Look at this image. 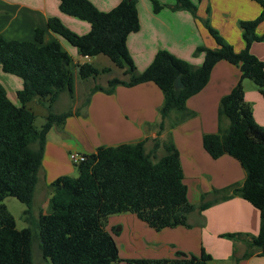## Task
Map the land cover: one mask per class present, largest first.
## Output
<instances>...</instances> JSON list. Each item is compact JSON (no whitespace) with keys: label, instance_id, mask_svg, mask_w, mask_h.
I'll return each mask as SVG.
<instances>
[{"label":"trees","instance_id":"obj_1","mask_svg":"<svg viewBox=\"0 0 264 264\" xmlns=\"http://www.w3.org/2000/svg\"><path fill=\"white\" fill-rule=\"evenodd\" d=\"M153 12L164 4L149 0ZM173 9L194 13L190 0H174ZM260 15L251 21H240L244 47L235 51L231 44L204 20V26L216 43L215 48L199 46L203 51L200 65L194 66L165 49H159L142 71H137L128 52L126 39L139 29L135 0H119L108 11H101L90 0H58L59 9L70 16L89 23L84 34H77L57 17H50L47 28L64 38L82 57L104 55L126 78L114 76L105 93L116 85L133 86L153 82L162 92L163 100L156 123L157 136L145 151V139L134 143L99 146L86 159L76 163L77 176L61 175L48 184L46 212H39V248L50 264H116L118 249L112 234L105 229L107 216L132 213L154 230L165 227H189L188 215L231 196H239L259 212L256 235L243 242L246 258L252 254L264 256V127L258 125L250 105L244 100L242 79H250L264 97V61L250 52L257 35L256 26L264 19V2ZM208 12V9L206 10ZM43 30L35 28L33 40H7L0 35V67L5 73L21 79L16 91L19 105L7 96L0 83V264H32L31 229H17L14 219L2 202L14 196L25 205V219L31 215L33 192L38 179L46 133L53 125L62 124L69 112H54L53 103L62 91L74 97V78L71 59L55 41L42 43ZM220 60L237 64L240 76L232 89L218 103V120L228 125L215 133L202 135V146L211 158L227 154L243 168L245 176L240 184L201 195L193 204L187 199V188L178 151L167 128L193 116L185 106L186 99L200 91L207 83L213 65ZM81 78L109 72L88 63H75ZM180 76L182 88L173 82ZM89 99V98H88ZM36 100L46 104L45 121L34 125L35 113L28 103ZM173 115V117H171ZM163 154L156 155L158 150ZM224 193V194H223ZM210 196L209 198H207ZM235 238L231 234H227ZM211 256L203 249L198 256L177 251L173 258L137 259V264H210Z\"/></svg>","mask_w":264,"mask_h":264},{"label":"crops","instance_id":"obj_2","mask_svg":"<svg viewBox=\"0 0 264 264\" xmlns=\"http://www.w3.org/2000/svg\"><path fill=\"white\" fill-rule=\"evenodd\" d=\"M90 1L97 9L107 11L108 7H103L101 0ZM118 1L106 0L109 3L107 6L113 7ZM135 1L139 29L127 36L126 45L137 71L144 70L159 49H165L198 66L203 55L201 52L193 55L194 49L200 45L216 47L215 41L197 26L193 14L187 10L173 9L171 0L165 1L158 12H153L150 4L140 8L138 0ZM50 17H57L77 33L84 34L90 28L88 22L63 13L59 9L58 0H0V35L7 40H33L35 28H41L43 44L55 41L69 55L71 63L84 62L75 61L73 56L75 51L78 54L77 49L66 46L59 38L60 35L47 28ZM73 24L80 25V31ZM219 30L234 49H242L240 32L227 37L225 26ZM263 31L264 25L261 28L256 26L257 35H261ZM250 52L264 61V41L251 44ZM1 71L0 67V83L8 98L15 105H19V102H14L11 98L12 94L16 97V91L21 88V79L3 75ZM239 76L237 64L225 60L217 61L203 88L185 101V106L194 113L193 116L167 128L159 135L164 137L170 131L179 154L187 199L193 204H198L204 193L209 195L213 190H223L240 184L244 179L245 172L234 157L224 154L211 158L202 146L203 134L215 133L220 127L225 128L228 125L227 119L218 120V103L236 84ZM107 81L108 79L104 85L99 86L105 88ZM75 95L74 86V97ZM162 100V92L151 81L133 86L119 84L110 93L100 90L91 92L85 108L86 118H75L78 129L66 120L62 126L53 125L47 131L37 179L41 190L49 196L48 184L58 176L71 174L68 166L71 152L89 154L99 146L134 143L143 139L146 140L145 151H149L151 139L157 136L155 125L159 120ZM244 100L250 105L254 121L264 127V99L256 89L248 88L244 91ZM90 111L92 133L84 126ZM94 133L96 136L92 135ZM187 221L189 227L154 230L132 213L107 216L105 229L112 234L118 249L116 264H137L136 260L142 258H173L177 251L198 256L202 249L211 256V264H264V256L252 254L242 257L246 248L243 241L258 232L259 212L241 197L231 196L202 211L193 210ZM119 241L122 242L121 247Z\"/></svg>","mask_w":264,"mask_h":264},{"label":"rangeland","instance_id":"obj_3","mask_svg":"<svg viewBox=\"0 0 264 264\" xmlns=\"http://www.w3.org/2000/svg\"><path fill=\"white\" fill-rule=\"evenodd\" d=\"M108 2L111 0H107ZM114 1V0H112ZM160 3H164L165 1L169 0H158ZM172 4H175L174 0H171ZM194 6H195V11L193 14V19L196 22L197 26L200 28V30H203L204 34H207L212 39L210 34L208 33L206 27L204 26V20L207 18L209 21V24L211 27L217 30V32L221 34V27L225 26V35L227 37L230 34H238L240 32V39L241 42L243 43L244 47V40L242 37V29L240 27L239 22L240 21H251L256 19L261 12V5L255 0H190ZM106 2V0H101V5L103 7H108L107 11L111 9L112 6H107L109 3ZM264 2V0H263ZM139 7L142 8L144 6H147V4H150L149 0H141L139 1ZM100 6V7H102ZM114 7V6H113ZM206 8H208V13H206ZM100 10V9H99ZM75 18V17H73ZM81 20V19H78ZM211 20L213 23H211ZM84 21V20H81ZM86 22V21H85ZM216 27L218 28H215ZM264 25V19L257 25L258 28H261ZM66 26V25H65ZM76 27L77 31H80V25L78 24H73V27ZM69 28V27H68ZM70 29V28H69ZM72 30V29H71ZM74 31V30H72ZM75 32V31H74ZM77 33V32H75ZM264 33V31H263ZM262 33V34H263ZM81 34V33H77ZM257 34V33H256ZM261 34V35H262ZM260 36V35H259ZM63 40L66 46L70 48H74V46L69 45L65 39L62 37H59ZM224 39V38H223ZM225 40V39H224ZM226 41V40H225ZM263 40L260 41H254V42H262ZM252 42V44L254 43ZM234 43V42H233ZM237 42H235V45ZM203 46V45H200ZM199 47V46H197ZM196 47V48H197ZM205 47V46H203ZM233 47V46H232ZM237 47V46H236ZM195 48V49H196ZM208 48V47H207ZM195 49L193 51V55L195 54ZM235 51H239L238 48L234 49ZM203 55V51L201 52ZM74 60L76 61H84L88 62L94 66H96L99 70L108 67L110 68L109 72H99L96 76H90L88 78H81L77 72H76V67L75 63H71V71L73 72V78H74V86H75V97L70 98L67 94L66 91H62L57 98V100L53 103L52 105V110L54 112H69L67 115L66 120H69V123L71 126H75L77 129V120L75 119L76 117H79L80 119H85L86 118V111L85 108L88 105L89 102V95H90V90L94 86H99V85H104L106 83V80L109 78H112L114 76H117L119 78H126L125 76H122L120 73V69L114 66V64L110 61V59L104 55H98V56H92L89 57L88 59H84L82 56L78 55L75 51L74 53ZM1 73L7 76H12L15 78L14 75L4 73L1 71ZM4 81V80H3ZM242 86L243 90L248 88H254L257 90L255 85L250 79H242ZM250 87H249V86ZM258 91V90H257ZM258 93L261 95V97L264 99L263 95L258 91ZM13 95L14 102H18L15 95ZM46 104L47 102H43V104H39L36 100H32L31 102L28 103V107L34 111L35 113V121L34 125L39 128L41 124L45 121V114H46ZM89 119L84 123V126L89 129V132L92 133V130H90V126L92 127V112H89ZM93 120H94V113H93ZM64 121V122H65ZM58 124L54 126H62L64 124ZM98 126V125H97ZM99 127V126H98ZM96 136V134H92ZM162 155L163 150L161 149L156 152V155ZM157 155V156H158ZM69 172L71 173L70 176H77L78 170L76 165L69 159ZM48 194L46 192H43L41 190L39 183L35 185V189L33 192V198H32V204H31V215L28 217V219H25V215L23 214V210L25 209V205L20 202L16 197L14 196H5L2 200V202L5 204L8 212L12 215L15 223V227L17 229H22L25 227H29L31 229V234H32V239H31V255H32V264H50V260L48 258H43L40 248H39V238H38V228L36 225L37 221V216L39 212H46L47 207H48ZM143 222V221H142ZM145 223V222H144ZM146 224V223H145ZM152 244V243H151ZM122 242L119 241V247H121ZM211 264V263H210Z\"/></svg>","mask_w":264,"mask_h":264},{"label":"built area","instance_id":"obj_4","mask_svg":"<svg viewBox=\"0 0 264 264\" xmlns=\"http://www.w3.org/2000/svg\"><path fill=\"white\" fill-rule=\"evenodd\" d=\"M69 159L74 164H76V163H79L81 161H84L86 159V154L71 152V153H69Z\"/></svg>","mask_w":264,"mask_h":264},{"label":"water","instance_id":"obj_5","mask_svg":"<svg viewBox=\"0 0 264 264\" xmlns=\"http://www.w3.org/2000/svg\"><path fill=\"white\" fill-rule=\"evenodd\" d=\"M173 86H174L175 89H178V88H182L183 87V85H182V83L180 81V76L179 75L176 76V78H175V80L173 82Z\"/></svg>","mask_w":264,"mask_h":264}]
</instances>
